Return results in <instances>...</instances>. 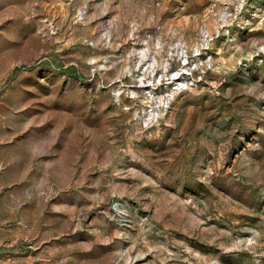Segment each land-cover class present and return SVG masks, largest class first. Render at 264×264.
<instances>
[{
  "label": "rangeland",
  "instance_id": "1",
  "mask_svg": "<svg viewBox=\"0 0 264 264\" xmlns=\"http://www.w3.org/2000/svg\"><path fill=\"white\" fill-rule=\"evenodd\" d=\"M0 264H264V0H0Z\"/></svg>",
  "mask_w": 264,
  "mask_h": 264
}]
</instances>
